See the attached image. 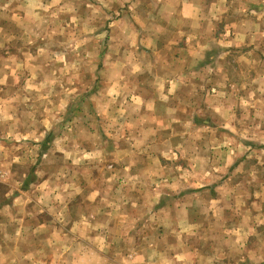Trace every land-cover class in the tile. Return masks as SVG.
I'll return each instance as SVG.
<instances>
[{
    "label": "crops",
    "instance_id": "obj_1",
    "mask_svg": "<svg viewBox=\"0 0 264 264\" xmlns=\"http://www.w3.org/2000/svg\"><path fill=\"white\" fill-rule=\"evenodd\" d=\"M148 1L153 7L150 10L155 11L153 15L144 8L138 12L139 0H126L137 8L135 16L129 17L138 27L122 25L112 34L113 53L110 61L101 65L107 94L102 102L109 103L112 111L107 112V105L100 114L117 123L124 119V125L115 124L114 134L113 129L109 132L81 126L79 130H86V134H74L73 138L54 142L42 155L48 159L46 166L34 172L28 181L19 178L15 182L14 187L28 183L25 190H13L10 186L5 199L0 201V264H197L200 261L182 242V235L178 238L175 234L183 222L197 221L193 215L195 207H169L159 200L167 183L177 180L164 175L169 165L166 161L181 162L180 148L191 146L172 141L176 133L178 138L190 133L189 129L180 131L185 124L178 119L192 116L191 107L185 111L175 104L167 106V102H183L179 92L184 87L199 85L202 80L201 85L207 88L208 115L235 118L236 111L231 109L230 102L236 98L242 101L246 93L235 97L232 91L236 79L235 61H231L234 58L230 55L236 48L250 49L247 54L254 55L252 84L264 82L260 66V61L264 65V10L262 5L254 3L249 6V14L234 17L228 16L227 0H210L206 11L197 0L143 2ZM124 19L123 14L118 22H126ZM155 22H167V26ZM202 59L201 65L205 66L199 67L198 60ZM201 72L205 78L199 79ZM254 98L258 109L240 111L238 117L264 118V98L258 95ZM222 123L217 131L223 135L222 148L228 146L230 151L232 134L238 133L241 140L245 139L237 143L243 150H264V123L256 120L248 125L240 121L238 126L230 120ZM2 130L0 124V132L4 134ZM111 134L117 135V140ZM168 153L176 158L168 159ZM186 167L192 168L191 164ZM155 179L157 182H153ZM221 202L219 196L214 198L209 211L215 216L231 215L232 211L221 209ZM260 218L264 221V216L259 214L238 220L243 223ZM152 225L157 226L155 240L148 234L144 237Z\"/></svg>",
    "mask_w": 264,
    "mask_h": 264
},
{
    "label": "rangeland",
    "instance_id": "obj_2",
    "mask_svg": "<svg viewBox=\"0 0 264 264\" xmlns=\"http://www.w3.org/2000/svg\"><path fill=\"white\" fill-rule=\"evenodd\" d=\"M143 1L137 0L138 12L144 8L149 15L155 14L154 9L150 10L153 8L151 2ZM197 1L206 11L210 0ZM227 2L228 16H245L254 3L262 5L264 10V0ZM136 9L126 0H0V124L4 128V134L0 132L1 202L10 186L13 190L27 188L28 183L14 187L15 182L28 181L34 172L46 166L48 159H43L42 155L54 142L73 138L74 134H86V130H79L81 126L108 129L109 132L113 129L114 134L115 124L124 125V119L117 123L100 114L107 105V112L112 111L109 103L102 102L107 94L104 79H101L106 75L101 65L110 61L113 53L112 34L122 25L138 27L129 17L135 16ZM123 14L126 22H118ZM155 24L167 26V22ZM235 50L230 55L234 58L231 61H235L236 79L232 91L235 97L246 93L242 101L236 98L230 102L231 109L236 111L235 118L208 115L207 88L201 85L202 80L199 85L184 87L179 92L183 102H167V106L175 104L185 111L191 107L192 116L178 119L185 124L180 131L189 129L190 133L181 135L183 138H178L176 133L172 139L175 143L179 140L191 146L180 148L181 162L177 159L166 161L169 165L164 175L177 180L167 183L165 194L159 200L169 207H195L193 215L197 221L183 222L175 234L178 238L182 235V242L199 258L197 264H264V221L261 218L239 221L245 215L247 219L250 215L264 216V150H243L237 143L245 139L241 140L238 133L232 134L230 151L228 146L225 150L221 144L223 135L217 133L223 125L222 120H230L234 126L240 121L246 125L255 120L264 123V118L238 117L240 111H253L257 107L256 95L264 98V82L252 84L255 80L254 55L247 54L250 49ZM242 57L244 59L240 60ZM198 61L199 67L205 66L201 65L203 59ZM262 64L260 61L264 71ZM198 75L199 79L205 78L202 72ZM90 131L93 132L91 128ZM48 134L50 142L46 143ZM116 136L111 134L112 139L117 140ZM167 136L170 137V133ZM244 136L254 138V135ZM173 154L181 156L177 152ZM173 154L168 153V159L170 156L176 158ZM244 161L247 163H242ZM182 163L191 164L192 168ZM217 196L222 201L221 209L232 211L231 215L215 216L209 211L210 202ZM166 224L170 227L169 222ZM156 228L152 225L144 237L148 234L155 240ZM139 233L143 241V231Z\"/></svg>",
    "mask_w": 264,
    "mask_h": 264
},
{
    "label": "trees",
    "instance_id": "obj_3",
    "mask_svg": "<svg viewBox=\"0 0 264 264\" xmlns=\"http://www.w3.org/2000/svg\"><path fill=\"white\" fill-rule=\"evenodd\" d=\"M50 137H51L50 134H48L46 138V141H47L46 143L50 142Z\"/></svg>",
    "mask_w": 264,
    "mask_h": 264
}]
</instances>
